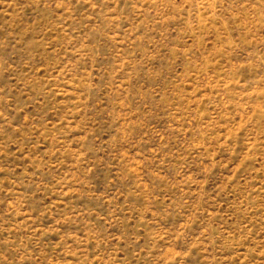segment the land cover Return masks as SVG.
<instances>
[{"label":"rangeland","instance_id":"1","mask_svg":"<svg viewBox=\"0 0 264 264\" xmlns=\"http://www.w3.org/2000/svg\"><path fill=\"white\" fill-rule=\"evenodd\" d=\"M0 264H264V0H0Z\"/></svg>","mask_w":264,"mask_h":264}]
</instances>
